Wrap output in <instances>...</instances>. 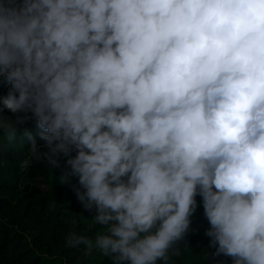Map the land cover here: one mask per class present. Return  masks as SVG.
I'll list each match as a JSON object with an SVG mask.
<instances>
[{
  "label": "clouds",
  "instance_id": "clouds-1",
  "mask_svg": "<svg viewBox=\"0 0 264 264\" xmlns=\"http://www.w3.org/2000/svg\"><path fill=\"white\" fill-rule=\"evenodd\" d=\"M3 82L0 140L35 120L20 167L63 160L95 210L74 257L264 264V0H0Z\"/></svg>",
  "mask_w": 264,
  "mask_h": 264
},
{
  "label": "trees",
  "instance_id": "trees-1",
  "mask_svg": "<svg viewBox=\"0 0 264 264\" xmlns=\"http://www.w3.org/2000/svg\"><path fill=\"white\" fill-rule=\"evenodd\" d=\"M9 85L0 83V96L7 94ZM24 113L0 112V117L16 120ZM30 115V113L28 114ZM33 136L41 130L35 120L17 126L15 138L9 143L0 140V264H112L94 250L88 256L74 257L76 252L66 247L71 231L94 235L100 226L92 227L91 215L78 201L72 185L79 187L78 177L61 184L59 177L69 170L59 159L56 167L33 160L28 169L20 161L31 155V142L25 132ZM37 141V139H36ZM75 220V224H73ZM181 257L170 256L171 264H233L232 258L216 255V247H208L198 240L183 238Z\"/></svg>",
  "mask_w": 264,
  "mask_h": 264
}]
</instances>
